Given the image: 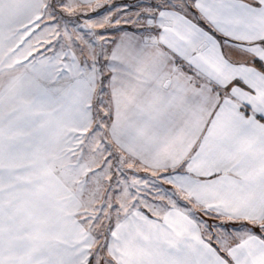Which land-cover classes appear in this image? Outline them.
<instances>
[{"label":"snow or ice","instance_id":"snow-or-ice-1","mask_svg":"<svg viewBox=\"0 0 264 264\" xmlns=\"http://www.w3.org/2000/svg\"><path fill=\"white\" fill-rule=\"evenodd\" d=\"M0 264H264V0H0Z\"/></svg>","mask_w":264,"mask_h":264},{"label":"rangeland","instance_id":"rangeland-1","mask_svg":"<svg viewBox=\"0 0 264 264\" xmlns=\"http://www.w3.org/2000/svg\"><path fill=\"white\" fill-rule=\"evenodd\" d=\"M117 2H131V0H117Z\"/></svg>","mask_w":264,"mask_h":264}]
</instances>
